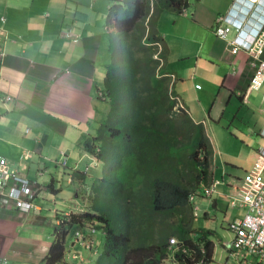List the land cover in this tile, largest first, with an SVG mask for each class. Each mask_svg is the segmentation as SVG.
Listing matches in <instances>:
<instances>
[{
    "label": "crops",
    "instance_id": "obj_1",
    "mask_svg": "<svg viewBox=\"0 0 264 264\" xmlns=\"http://www.w3.org/2000/svg\"><path fill=\"white\" fill-rule=\"evenodd\" d=\"M123 1L0 0V155L41 188L35 198L41 206L38 213L0 205V262L42 264L54 215L75 209L67 194L57 204L60 208L55 200L54 206L47 205L46 185L63 163L91 167L81 143L109 110V104L97 97L109 60L105 20L113 6L124 16ZM231 3L189 0L182 12L168 10L156 17L163 67L173 77L171 93L194 121L203 124L213 149L214 192L194 199L197 211L204 209L201 228L213 231L208 238L231 210L225 221L229 231V222L239 214L228 205L230 197L255 188L249 159L257 158V149L264 147L259 134L264 126V82L258 89L250 88L246 53L231 55L227 50L233 33L219 38L213 32L215 19ZM260 58L264 61V48ZM71 138L77 145H69ZM205 198L210 199L206 204ZM77 242L67 238L66 258L79 252ZM71 258L85 264L91 257L83 263ZM258 264H264V256Z\"/></svg>",
    "mask_w": 264,
    "mask_h": 264
},
{
    "label": "trees",
    "instance_id": "obj_2",
    "mask_svg": "<svg viewBox=\"0 0 264 264\" xmlns=\"http://www.w3.org/2000/svg\"><path fill=\"white\" fill-rule=\"evenodd\" d=\"M123 5V17L113 6L105 20L109 60L97 97L109 110L81 143L91 167L63 163L47 185L55 194L63 182L70 183L82 203L57 213L60 222L42 264L63 261L68 237L92 251L98 229L104 237L95 245L92 264H169V238L187 248L189 259L203 256L202 264H213L214 246L206 235L213 231L194 226L198 215L190 200L213 183V149L203 124L171 93L156 26L160 13L182 12L189 0H124ZM90 168L96 174H89ZM100 198L108 206H99Z\"/></svg>",
    "mask_w": 264,
    "mask_h": 264
},
{
    "label": "built area",
    "instance_id": "obj_3",
    "mask_svg": "<svg viewBox=\"0 0 264 264\" xmlns=\"http://www.w3.org/2000/svg\"><path fill=\"white\" fill-rule=\"evenodd\" d=\"M244 24L253 25L245 27ZM234 29L237 35L231 41L230 51L235 53L244 49L249 57L248 66L252 71L249 87L258 89L264 82V61L260 56L264 48V0H232L224 15L215 19L213 32L218 37H225ZM250 37L247 40L246 38ZM244 39V41H243ZM160 49V48H159ZM156 58L157 55L155 54ZM171 79V75H168ZM181 106V105H180ZM259 134L264 138V126ZM264 156V147L258 148ZM205 186L197 194H191L190 200L198 195L211 197L215 184ZM255 188L247 190L240 197H230L229 206L235 208L237 216L228 224L231 238L222 245L224 257L219 264H256L264 256V172L254 176ZM40 186L35 185L25 174L0 158V204L22 213H38L41 206L35 198L40 193ZM197 207H194V211ZM196 215V212H194ZM55 224L60 220L54 215ZM169 264H202L203 256L192 260L187 257V248L175 238H169L167 245ZM200 251L203 252L202 247ZM180 254V257L177 254ZM202 255V254H200ZM66 258V257H65ZM75 258H79L76 254ZM189 260V261H188ZM1 264H7L2 262Z\"/></svg>",
    "mask_w": 264,
    "mask_h": 264
},
{
    "label": "rangeland",
    "instance_id": "obj_4",
    "mask_svg": "<svg viewBox=\"0 0 264 264\" xmlns=\"http://www.w3.org/2000/svg\"><path fill=\"white\" fill-rule=\"evenodd\" d=\"M244 26L245 27H247V26H249L250 28H254V26L253 25H250V24H244ZM230 33H233V37H232V39H231V41L234 39V37L237 35V32L234 30V29H232L231 30V32H229L228 34H230ZM215 34V33H214ZM227 34V35H228ZM226 35V36H227ZM215 36H217L216 34H215ZM226 36L225 37H223V38H226ZM218 37V36H217ZM219 38H221V37H219ZM248 39H250V37H247L246 38V42H247V40ZM231 41L228 43V48H227V50L229 51V53H231V55H235L236 53H238L239 51H242V52H245L244 51V49H238L235 53H232L231 51H230V43H231ZM243 41H244V39H243ZM245 42V41H244ZM158 45H160V44H158ZM246 53V52H245ZM247 55V54H246ZM249 57H248V55H247V63L249 62ZM262 60V59H261ZM78 137V136H77ZM78 140L76 139H74V138H71V142H70V144L69 145H71V144H75V145H77V142ZM82 147V146H81ZM260 147H263V146H260ZM258 150V149H257ZM249 162H252V164H254V167H253V172H254V174H253V176H255L256 174H258V173H263L264 172V170H263V167H264V156H261L259 153H258V151H257V158H251V159H249ZM92 169L90 168V171H89V174H90V172L91 173H94V172H92L91 171ZM47 177V176H46ZM49 183V182H48ZM36 185V184H35ZM89 185H90V183H89ZM56 188H58V184H56ZM63 194H67L68 195V197H70V199H72L73 200V203L74 204H76L77 206H76V208H79V206H80V203H82V201L80 200V198H77V197H74V192H73V186L70 184V183H68V182H63L62 184H61V190L59 191V192H57V193H55V194H53V193H51L50 191H46V197H45V203L47 204V205H52V206H54L55 205V203H53V200H55V202H56V206L58 207V208H60L57 204L58 203H60L61 202V200H62V198H63ZM76 196H77V194H76ZM197 197V196H196ZM195 197V198H196ZM194 198V199H195ZM98 201V205L99 206H101V207H106V206H108V203H107V201L105 200V199H103V198H100L99 200H97ZM207 201H210V199L209 198H205V201H204V203L206 204L207 203ZM72 202V201H71ZM97 203V202H96ZM193 203H194V201H193ZM194 205H195V203H194ZM70 208L71 209H73V206H70ZM203 211H204V209L201 207V211H197V210H195V212H196V214L198 215V217H195L194 218V220H193V224H194V226L195 227H199V228H201L203 225H202V223H203V221H204V216H203ZM230 212H232L231 210H228L227 211V215H226V217H225V219H223L224 220V222L222 223V225H221V227L220 226H218V223H216V225H215V230H216V232L214 233V234H212V235H210V239H211V241L213 242V244H215V248H214V253H213V258H214V263L213 264H219V262H220V260L222 259V257H224V249H223V247H222V244H224V243H226L229 239H230V237H231V233L229 232V231H226L225 230V221L229 218V216H230ZM196 215V216H197ZM54 224V223H53ZM51 232H52V230H51ZM103 237H104V234L103 233H101V231L98 229L94 234H93V239H94V243H95V245L97 244V243H99V242H101L102 241V239H103ZM52 237H50V235H49V242L51 243L52 242ZM49 243V244H50ZM95 245H93V247H92V251H89L88 249H86L84 246L82 247L81 246V248H80V250H79V252H76L77 253V255L79 256V258H76L77 259V261H79L80 263L82 262V261H84L85 262V260H86V258L87 257H91V254H93L92 252H93V250H95V247L97 246H95ZM71 252H73V251H71ZM65 256H66V252H65V255H64V258H63V260H64V264H76L77 262L76 261H74V259L73 260H71L72 258L71 257H75L76 256V254H73V253H69V257H67V258H65ZM71 256V257H70ZM88 259V258H87ZM76 262V263H75ZM93 263V261H91L90 259H89V263H85V264H92ZM259 262H257L256 264H258ZM57 264H60V263H57Z\"/></svg>",
    "mask_w": 264,
    "mask_h": 264
},
{
    "label": "clouds",
    "instance_id": "obj_5",
    "mask_svg": "<svg viewBox=\"0 0 264 264\" xmlns=\"http://www.w3.org/2000/svg\"><path fill=\"white\" fill-rule=\"evenodd\" d=\"M1 21H3V18H1ZM8 98H9V97H6V98H5V101H6ZM0 158L4 159L5 162H6V164L8 165V167L11 168L10 163L8 162V160H7L5 157H3V156L0 155ZM0 205H1V204H0ZM1 206H4V205H1ZM4 207H5V206H4ZM7 209H11V207H10V208H7ZM2 262H5V261H1L0 264H1ZM6 263H7V262H6ZM7 264H8V263H7Z\"/></svg>",
    "mask_w": 264,
    "mask_h": 264
},
{
    "label": "water",
    "instance_id": "obj_6",
    "mask_svg": "<svg viewBox=\"0 0 264 264\" xmlns=\"http://www.w3.org/2000/svg\"><path fill=\"white\" fill-rule=\"evenodd\" d=\"M51 182V181H50ZM48 185V184H47ZM47 185H46V187H47ZM75 197H76V193H75V195H74Z\"/></svg>",
    "mask_w": 264,
    "mask_h": 264
}]
</instances>
